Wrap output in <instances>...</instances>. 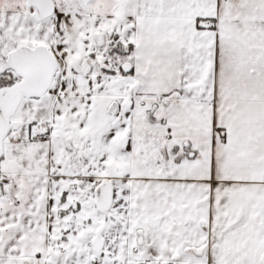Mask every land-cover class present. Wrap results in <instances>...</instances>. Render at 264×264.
Returning a JSON list of instances; mask_svg holds the SVG:
<instances>
[{"label":"snow or ice","instance_id":"obj_1","mask_svg":"<svg viewBox=\"0 0 264 264\" xmlns=\"http://www.w3.org/2000/svg\"><path fill=\"white\" fill-rule=\"evenodd\" d=\"M0 264H264V0H0Z\"/></svg>","mask_w":264,"mask_h":264}]
</instances>
